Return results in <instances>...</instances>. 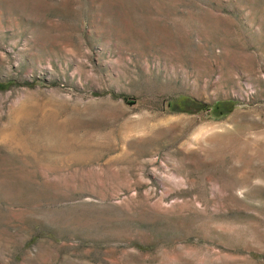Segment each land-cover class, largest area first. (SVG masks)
Wrapping results in <instances>:
<instances>
[{
  "label": "rangeland",
  "instance_id": "374dc122",
  "mask_svg": "<svg viewBox=\"0 0 264 264\" xmlns=\"http://www.w3.org/2000/svg\"><path fill=\"white\" fill-rule=\"evenodd\" d=\"M0 264H264V0H0Z\"/></svg>",
  "mask_w": 264,
  "mask_h": 264
}]
</instances>
